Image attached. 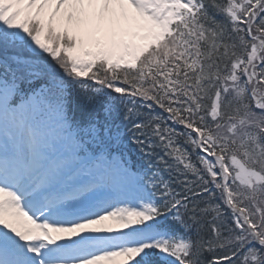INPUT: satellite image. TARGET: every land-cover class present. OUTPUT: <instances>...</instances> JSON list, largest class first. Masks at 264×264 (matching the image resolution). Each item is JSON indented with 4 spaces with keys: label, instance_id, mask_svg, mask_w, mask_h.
Here are the masks:
<instances>
[{
    "label": "snow or ice",
    "instance_id": "snow-or-ice-1",
    "mask_svg": "<svg viewBox=\"0 0 264 264\" xmlns=\"http://www.w3.org/2000/svg\"><path fill=\"white\" fill-rule=\"evenodd\" d=\"M0 264H264V0H0Z\"/></svg>",
    "mask_w": 264,
    "mask_h": 264
}]
</instances>
